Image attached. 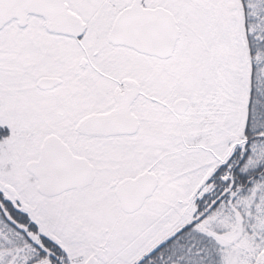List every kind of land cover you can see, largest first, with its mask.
<instances>
[{
  "label": "rangeland",
  "instance_id": "374dc122",
  "mask_svg": "<svg viewBox=\"0 0 264 264\" xmlns=\"http://www.w3.org/2000/svg\"><path fill=\"white\" fill-rule=\"evenodd\" d=\"M77 1L82 7L87 4V0ZM100 1H93L95 7ZM105 1L96 10L74 9L87 23L85 34H90V31L97 33L101 29L98 23L108 22L110 26L123 6L131 2L103 0V3ZM142 4L149 8L163 7L173 13L180 30L173 56L159 60L128 50L120 53L122 50L117 49L115 63L106 65L109 68L104 71L105 77L92 74L90 68L81 69L78 83L103 85L110 81H131L138 83L148 96L168 98L169 104L179 98L189 101L184 116L174 114L172 118L167 117L168 126L166 117L159 114L151 117L147 130H156L154 136L143 132L138 149L131 154L108 149L101 154L89 152L84 155L95 167H110L112 163L115 166L127 159L119 166L122 175H137L152 163L150 166L158 175V188L154 195L136 213H128L120 209L110 193L103 192L110 187L99 182L81 190L46 197L38 192L34 179L17 163L8 173H3L0 166V178L10 176L9 181L19 195L17 202L38 225L39 235L44 233L67 249L69 255L61 259V264H83L87 260L82 251L96 247L88 233L96 235L102 231L97 235L101 243L107 238L104 235L106 228L118 234L116 244L109 243L106 252L96 256L98 264H133L191 224H195L199 232L215 239L219 248V264H256L264 246V189H254L249 197H239L235 202L230 199L226 210L218 209L200 220L198 218L202 214L196 209L198 187L207 171L220 167V164L229 167L249 153L250 167L264 163L261 140L251 142V152L246 149V106L251 92L264 88V62L249 56L244 27L245 9L250 17H255L264 8L256 0H248L247 7L240 0H143ZM37 20L42 22L40 18L33 17L32 23H38ZM9 28L3 27L0 33L11 31ZM238 31L245 44L248 66L257 65L253 85L250 68L246 73L247 85H244L240 77L224 67V60L232 61L233 53L239 67L242 65L235 38ZM224 51L227 52L226 57L222 55ZM110 94L103 92L98 103L105 104L111 98ZM29 107L34 114H23L28 120L23 127L15 123L14 129L31 131L33 135L34 131L40 130L41 108L39 104ZM134 112L137 114L136 110ZM86 114L85 111L79 112L77 119ZM0 116V125L9 123L5 114ZM138 120L142 121L141 118ZM19 152L17 159L22 156L24 160L27 150L19 149ZM68 211H75L84 218V229L76 230L74 218L78 221V217L66 214ZM249 216L253 221L252 232L246 233L245 223H248L246 219ZM145 229L150 230L143 234ZM36 241L40 244L39 239ZM6 246L8 249H1ZM0 249V261L10 255V262L15 264L21 258L22 249L14 247L2 232ZM117 252L123 254L121 259L115 256ZM208 260L213 262L211 257Z\"/></svg>",
  "mask_w": 264,
  "mask_h": 264
},
{
  "label": "flooded vegetation",
  "instance_id": "af4514ba",
  "mask_svg": "<svg viewBox=\"0 0 264 264\" xmlns=\"http://www.w3.org/2000/svg\"><path fill=\"white\" fill-rule=\"evenodd\" d=\"M93 1L98 0H87V4L82 7L77 0H0V31L5 26L11 27L9 28L11 31L0 33V115L5 114L6 122H9L0 125V166L3 173H8L11 167L17 163L38 185L34 173L28 170V164L39 162L43 150L56 152L58 144L64 145L73 157L83 158L92 166L94 177L88 186L71 188L61 194L94 186L95 182H99L110 187L103 192L110 193L120 207L115 190L117 185L125 179L136 178L145 172L155 174L157 187L150 197L154 195L158 188V175L152 170L150 166L152 163L137 175H122L123 171L121 172L119 166L127 159L115 166L112 163L110 167H95L84 155L89 152H100L99 154H101L108 149L131 154L138 149L137 146L141 142L143 132H146L148 136H154L156 130H147V122L152 121L151 117L155 114L166 117L165 122L168 126L167 117L172 118L175 114L174 101L169 104L168 98L163 100L148 96L142 92L138 83L131 81H110L104 82L103 85L97 82L82 85L78 83L79 70L81 69L90 68L92 74L105 77L104 71L109 68H106V65L115 63L114 57L118 52L117 49L122 50L119 51L120 53L123 50L137 53L124 46H114L108 41V31L112 23L110 26L108 22L98 23L101 24V29L97 33H91V31L90 34L84 33L87 31V23L85 24L83 19L78 17L74 9L96 10L107 2L103 3L101 0L99 6L95 7ZM131 2L124 5L122 9L128 7ZM33 17L40 18L42 22L37 20L38 23H32ZM95 25L97 26V23ZM237 34L240 35V33ZM237 34L235 38H237ZM236 45L242 65L239 67L236 60L237 56L233 53L232 61L224 60V67L231 70L236 77H240L243 84L247 85L246 73L249 68L252 71V67L248 66L246 49L243 52V39L241 42L236 39ZM242 46L243 48H241ZM226 53L224 51L222 55L227 56ZM45 78L57 79L58 82L51 87L39 84L40 80ZM91 80H93L92 76ZM45 86L47 88H42ZM103 92L107 95L110 94L111 98L105 104H100L98 99L103 96ZM32 104H39L41 108L38 121L40 130L34 131L33 135H31V131L14 129L15 123H17L16 126L23 127L28 120L23 114H34L29 107ZM134 110L137 111V114H134ZM81 111H85L87 114L78 120L77 115ZM138 118H141L143 122ZM109 119H117V122L114 124L102 122ZM0 121L2 122L1 116ZM131 122L134 124L132 125ZM161 126L163 125L161 124ZM19 149L20 151L22 149L27 150L24 160H22V156L19 159L16 157L20 153ZM30 152H32V156H29ZM239 164L241 163L236 161L230 164L233 167L231 173L222 172L223 164L207 171L198 187L197 200L205 202L209 198L210 200L214 198L220 207L219 210H226L228 205L225 208H223L225 205L221 207L222 199L227 201L231 199V202H235L239 197H249L254 189H264V186L259 185L252 187V181H250L251 184L246 187V191L242 192L244 188L237 186L234 178ZM259 166L261 165L257 167ZM104 169L105 171H103ZM227 177L233 178L228 179ZM9 180V175L0 178V206L13 205L28 216L25 210L19 206L17 202L19 195ZM228 180L231 181L229 192L220 185V182ZM239 190L240 194H238ZM217 204L209 208L205 204L204 212L198 220L205 218L208 210L211 207H217ZM66 214L78 217V221L74 218L77 231L85 228L84 218L79 217L75 211L74 213L68 211ZM246 220L248 221L245 223L246 233H250L252 232L251 224L253 221L250 216ZM33 224L37 230V235L33 239L35 241L36 239L40 240L38 245L44 251V261L48 264H61V259L69 255L67 249L58 240H51L44 233L39 235L38 225ZM18 228L27 231L24 226L18 225ZM106 229L104 235L107 238L102 243L98 241L97 236L98 234L101 235L102 231L96 235L87 231L89 238L95 241L96 247L84 249L82 253L85 257L101 256L106 252L109 243L111 245L116 244L118 234L116 235L114 231ZM149 230L145 229L143 234ZM72 231L74 232V230ZM27 233L31 236V233L28 231ZM203 235L205 236V233ZM43 238L52 241L57 251L48 249L46 251L42 242ZM134 240L132 242H135ZM213 240L215 241V239ZM215 243V248L219 254L218 244ZM122 253L119 252L118 254L117 252L115 256L120 258L123 256ZM256 262V264H264V246L261 256L257 258Z\"/></svg>",
  "mask_w": 264,
  "mask_h": 264
},
{
  "label": "water",
  "instance_id": "95a60500",
  "mask_svg": "<svg viewBox=\"0 0 264 264\" xmlns=\"http://www.w3.org/2000/svg\"><path fill=\"white\" fill-rule=\"evenodd\" d=\"M179 36L177 22L169 11L162 7L145 8L142 0H132L130 6L115 17L108 41L114 46H124L140 54L165 60L172 57ZM237 39L241 42L240 36L237 35ZM57 82V79L45 78L39 84L51 87ZM188 106V100L180 98L174 102L173 109L177 115H184ZM102 122L114 124L117 119ZM57 148L56 152L43 150L39 162L28 164V170L38 180V191L49 197L70 188L86 186L94 177L93 168L85 159L73 157L64 145L58 144ZM156 187V176L145 172L136 178L121 181L115 194L120 207L125 212L133 213L141 208ZM84 264H96V260L89 257Z\"/></svg>",
  "mask_w": 264,
  "mask_h": 264
},
{
  "label": "trees",
  "instance_id": "16d2710c",
  "mask_svg": "<svg viewBox=\"0 0 264 264\" xmlns=\"http://www.w3.org/2000/svg\"><path fill=\"white\" fill-rule=\"evenodd\" d=\"M256 1L264 8V0ZM240 2H242L243 6H246L248 0H240ZM244 17L249 56L261 59L264 62V9L262 13H259L255 17H250L248 11L245 9ZM252 30H254L253 34ZM256 66H251V85L254 84L253 75L254 71L257 70ZM246 113L248 114V118L245 121V136L248 140L246 149L248 152H251V142L261 140L259 143L264 145V88H259V91L257 89L252 91ZM249 158L250 153L238 160L241 164L238 165L237 174L234 176L237 186L244 188L242 192L246 191V187L251 184L250 181H252V187L256 185L264 186L263 164L252 168L249 166ZM221 169L222 172L227 171L231 173L233 167L229 164V167H222ZM220 185L229 192L231 181L220 182ZM205 204L209 208L217 203L214 198H211V200L209 198L205 202L199 201L196 209L198 213L202 214L204 212ZM220 204H222L221 207L225 205L223 207L225 208L228 205V201L222 199ZM218 209H220L218 204L217 207H211L206 217L211 216ZM18 225L26 227L31 236L27 231L18 228ZM195 226V224H191L183 227L176 235L160 244L137 264H219L220 256L217 254L215 241L206 235L204 236L202 232L196 230ZM0 232L6 234L7 239L14 243V247L22 249L21 258L16 260L15 264H36L44 259L42 247L33 239L37 235L36 227L30 218L22 213L18 207L13 205L0 206ZM42 242L48 250L57 251L56 246L49 239L43 238ZM6 247H1V249H8ZM0 252L2 253V251ZM9 256L7 255L5 259L0 261V264H13L10 262ZM209 257L212 258L213 262L208 260Z\"/></svg>",
  "mask_w": 264,
  "mask_h": 264
},
{
  "label": "crops",
  "instance_id": "0c3cea01",
  "mask_svg": "<svg viewBox=\"0 0 264 264\" xmlns=\"http://www.w3.org/2000/svg\"><path fill=\"white\" fill-rule=\"evenodd\" d=\"M54 219L56 220V218L54 217Z\"/></svg>",
  "mask_w": 264,
  "mask_h": 264
}]
</instances>
